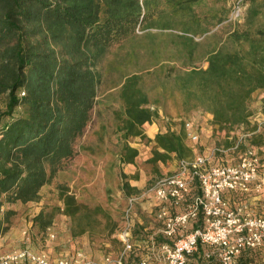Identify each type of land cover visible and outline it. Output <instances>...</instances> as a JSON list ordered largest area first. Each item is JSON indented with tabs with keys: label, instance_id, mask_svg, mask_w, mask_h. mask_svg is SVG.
<instances>
[{
	"label": "trees",
	"instance_id": "1",
	"mask_svg": "<svg viewBox=\"0 0 264 264\" xmlns=\"http://www.w3.org/2000/svg\"><path fill=\"white\" fill-rule=\"evenodd\" d=\"M166 1L177 5L175 11L191 12V4L198 0ZM245 1L243 22L227 33L223 43L205 52L206 66L193 62L197 45H180L185 61L166 65L164 76L169 88L177 90L185 112L195 108L210 113L216 134L230 135L217 144L237 156L256 149L262 155L260 164L264 126L250 122V100L254 91H264V19L260 18L264 0ZM155 2L0 0V95L5 97L0 110V207L37 200L40 188L65 168L96 102L101 81L98 62L112 45L142 25ZM187 23L188 35H181L185 41L192 42V35L206 30L192 16ZM142 79L140 72L128 74L119 93L126 134L144 138L141 124L155 122L158 112L149 107ZM183 128V123L177 130L168 126L148 138L153 145L147 162L157 168L172 158L191 157ZM241 128L248 130L244 137L236 134ZM136 155V148L125 145L120 160L133 163ZM122 185L127 192L135 190L127 181ZM59 188L61 210L74 215L79 205L63 185ZM34 220L42 229L51 223L50 215L44 217L42 212ZM154 238L156 244L165 241L160 234ZM111 241L121 246L116 234ZM205 250L213 255L205 258ZM197 252L204 264H221L218 250L199 245Z\"/></svg>",
	"mask_w": 264,
	"mask_h": 264
},
{
	"label": "rangeland",
	"instance_id": "2",
	"mask_svg": "<svg viewBox=\"0 0 264 264\" xmlns=\"http://www.w3.org/2000/svg\"><path fill=\"white\" fill-rule=\"evenodd\" d=\"M238 4L241 12L235 18L232 12ZM247 4L245 0H198L191 4V12H178L175 11L177 5L174 3L156 0L147 11L142 25L133 34L112 45L98 62L101 81L96 102L89 112L82 134L73 143L74 156L58 172L52 183L40 188L37 200L20 204L16 209L10 210L7 217H2L0 237L13 224L20 231H25V236L28 237V244L25 246L28 245L34 251L42 250L49 256L50 253L65 255L66 250L63 248L69 243L68 238L72 235L80 240L83 234H86L87 245L91 250H84L79 242L80 245L74 251H86L89 255L110 249L121 252L122 245L118 246L111 240L123 228L124 211L130 199L133 200L131 213L136 206L141 210L140 204L147 200L151 202L147 198L151 196L149 188L158 177L171 173L178 161L172 158L165 163H158L157 168L152 166L147 159L151 157L153 143L147 139L154 138L160 129L168 126L179 128L185 120L193 122L194 119L196 109L185 112L177 90L169 88L164 76L166 65L175 63L180 66L185 61V57L180 56V45H197L193 62L206 66L205 52L223 43L227 33L243 22ZM191 16L199 20L202 30H206L196 32L192 35L193 41L189 42L181 35H188L187 19ZM218 18L221 20H217ZM260 18L263 20L264 15ZM134 72L143 74L141 85L150 99L149 107H154L158 112V119L153 123L157 124L159 130L155 132L154 126L141 124L144 138L127 135L122 122L125 114L119 91L125 77ZM263 98L264 91L258 89L253 92L250 100V122L258 126H264ZM4 107L5 97L0 95V110ZM242 132L246 136L247 128H241L240 133ZM125 145L137 149L133 163H123L120 160V153ZM213 146L221 145L214 141ZM196 152L203 155L200 150ZM235 153L208 154L207 165L237 161ZM256 154L259 157L257 150ZM130 180L141 181V185H133ZM124 181L135 190L127 192L122 185ZM60 185L65 187L66 194L74 197L75 205H79L72 216L61 210L63 203L59 197ZM39 212L44 217H51V223L46 229L40 228L34 220ZM5 213L4 207L3 216ZM51 234L52 237L49 236ZM135 234H142V231L137 229ZM47 243L49 246H46ZM139 251L142 252L141 249ZM260 251H264L262 243L252 249L253 258H248L251 259V264H264V258L257 256ZM72 253L73 251L69 252ZM237 257L232 264H239ZM152 258L154 257L151 256ZM90 259L96 263L95 259ZM108 259L113 264L114 258ZM131 259V264H137L140 260L138 255L131 256ZM199 261L201 260L196 263L190 261L189 264H197ZM201 263L204 264L203 261Z\"/></svg>",
	"mask_w": 264,
	"mask_h": 264
},
{
	"label": "built area",
	"instance_id": "3",
	"mask_svg": "<svg viewBox=\"0 0 264 264\" xmlns=\"http://www.w3.org/2000/svg\"><path fill=\"white\" fill-rule=\"evenodd\" d=\"M238 4L232 16L240 15ZM154 109V107H150ZM264 121V118H263ZM193 122L185 120L186 137L195 142L199 133L189 131ZM237 145L231 149H236ZM226 153L223 146L213 148L214 152ZM259 157L256 149H249L238 155L233 162L207 165V157L197 154L181 158L176 168L156 179L149 188L156 202L154 218L157 232L165 241L160 242L158 251L140 259L137 264H187L188 258L199 245L218 250L221 264H232L244 249L260 245L264 238V216H252L241 212V207H231L223 197L224 191L247 192L257 181ZM197 185L196 192L193 187ZM134 199V198H133ZM133 200L130 199L124 211L123 228L117 233L123 251H130L132 245ZM181 209V210H179ZM4 207H0V221ZM194 221L200 224L188 229ZM52 237L53 235H49ZM155 235L150 239L155 245ZM205 258L213 255L205 250ZM118 260H121L119 256ZM106 261H109L107 258ZM94 264L82 250L62 255L51 261L44 252L25 246L8 252H0V264ZM197 264H202L199 261Z\"/></svg>",
	"mask_w": 264,
	"mask_h": 264
},
{
	"label": "crops",
	"instance_id": "4",
	"mask_svg": "<svg viewBox=\"0 0 264 264\" xmlns=\"http://www.w3.org/2000/svg\"><path fill=\"white\" fill-rule=\"evenodd\" d=\"M194 116H193V124L189 131H195L199 133L198 139L193 142L186 137V130L183 128V131L185 133L186 137V144L192 149V155H197L198 153L196 150H200L201 153H203L204 156H208V154H211V150L213 149V142L217 141L219 139H224L225 135L227 134L228 137L230 136L225 131L219 132L218 135L215 132V127L212 123V115L208 112H202L199 109L194 110ZM207 122V123H206ZM150 127H155V132L159 130L157 124L155 123H148L145 122ZM180 128V127H179ZM176 126L171 129H179ZM240 136H245L243 133H239ZM212 142V144H211ZM208 149L210 150L208 152ZM261 155V154H260ZM259 155V159H261L262 155ZM131 183L141 185V181H134L130 180ZM195 185L193 187V192H196ZM151 193V192H150ZM223 197L227 201L228 205L231 207H241V212L244 214H250L252 216H264V162L260 161L259 164V171H258V177L257 181L253 183L250 187V189L247 192H232V191H224ZM151 202L148 200L144 202L143 204H140V209H138L139 206H136V208L133 209L131 216H132V223H133V229H132V237L130 239V243L132 245V248L130 251H119L118 253L115 252V250L110 249L109 251H105L101 253L93 252L92 254L85 253L86 251L91 250L87 245V239L86 234H83L78 240L76 236H70L68 238L69 243L64 246L66 251H64L65 255H69V252L73 251L81 244L82 248L86 250L84 253L91 257L92 259L96 260V263L94 264H111L109 261H106L107 258H114L115 264H131L132 259L131 256H139L141 257H149L154 256L158 251V245L153 244L150 237L151 235H159L157 232V225L154 218V213L157 209L155 199L151 193V196L147 197ZM31 202V201H29ZM28 203V202H26ZM21 202H15L13 204H7L4 205L6 213L4 216L2 215L3 219L8 215L10 210L16 209V207L20 204H26ZM138 205V204H137ZM181 210V209H179ZM1 218V221H3ZM200 221H194L191 223V225L188 227V229L194 228L195 226L199 225ZM141 230L142 234L136 235V230ZM80 242V244H79ZM25 244H28V237L25 236V231H20L19 228H17L15 225H9V228L7 231L0 237V252H8L14 249H20ZM262 244L264 245V238L262 241ZM28 246V245H26ZM46 246H49V243L46 244ZM67 247V248H66ZM142 250L139 251V250ZM252 249H246L243 251L237 259L239 260V264H251V259L253 256L251 255ZM263 249V248H262ZM38 251V250H36ZM138 251V252H135ZM38 252H44V251H38ZM49 252V250H48ZM45 253V252H44ZM50 253V252H49ZM120 253V254H119ZM47 254V253H46ZM133 254V255H132ZM196 254H199L197 250L193 252V254L188 258L187 264H189L190 261H193V263H196L198 258H196ZM48 255V254H47ZM51 256L48 255L51 261L57 259L60 257V255L51 254ZM117 256L121 257V260L119 261ZM258 257L264 258V251H260L257 255ZM99 258V259H98ZM251 258V259H248ZM131 259V261H128ZM139 260V259H138ZM114 261L112 262L114 264ZM25 264V263H24Z\"/></svg>",
	"mask_w": 264,
	"mask_h": 264
}]
</instances>
